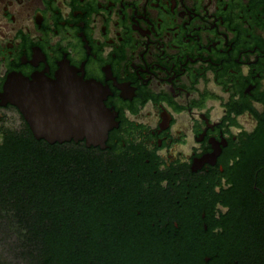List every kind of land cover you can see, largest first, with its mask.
I'll use <instances>...</instances> for the list:
<instances>
[{
    "label": "flooded vegetation",
    "instance_id": "1",
    "mask_svg": "<svg viewBox=\"0 0 264 264\" xmlns=\"http://www.w3.org/2000/svg\"><path fill=\"white\" fill-rule=\"evenodd\" d=\"M21 78L59 123L104 97L105 148L61 143L113 157L114 202L163 237L219 239L209 261L264 224V0H0V144L34 136Z\"/></svg>",
    "mask_w": 264,
    "mask_h": 264
},
{
    "label": "trees",
    "instance_id": "2",
    "mask_svg": "<svg viewBox=\"0 0 264 264\" xmlns=\"http://www.w3.org/2000/svg\"><path fill=\"white\" fill-rule=\"evenodd\" d=\"M117 182L98 148L10 133L0 144V264H264L263 220L241 223L231 250L206 261L203 246L219 239L163 237L114 202Z\"/></svg>",
    "mask_w": 264,
    "mask_h": 264
},
{
    "label": "water",
    "instance_id": "3",
    "mask_svg": "<svg viewBox=\"0 0 264 264\" xmlns=\"http://www.w3.org/2000/svg\"><path fill=\"white\" fill-rule=\"evenodd\" d=\"M34 89L33 80L21 78L9 82L6 94L8 101L21 110L37 139H45L51 144L85 139L87 146L105 148L108 132L113 127V113L106 108L104 97L96 99L92 104L87 102L85 107L76 111L74 119L71 118L74 110L66 109L69 118L65 117L59 123L51 120L47 102L38 101L35 104L32 101ZM45 93L46 91L38 92L40 96H46Z\"/></svg>",
    "mask_w": 264,
    "mask_h": 264
}]
</instances>
